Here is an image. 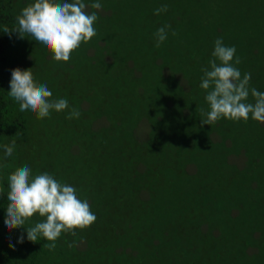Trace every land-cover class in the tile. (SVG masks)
Wrapping results in <instances>:
<instances>
[{
	"label": "trees",
	"instance_id": "16d2710c",
	"mask_svg": "<svg viewBox=\"0 0 264 264\" xmlns=\"http://www.w3.org/2000/svg\"><path fill=\"white\" fill-rule=\"evenodd\" d=\"M32 2L0 0V264H264V123L250 114L201 126L200 111L210 110L200 84L217 38L264 92V0H99V10L84 0L98 13L96 35L67 62L2 30ZM17 67L69 108L43 119L21 112L8 95ZM143 79L167 84L153 99ZM73 108L81 115L69 119ZM25 164L74 186L97 217L62 233L54 251L27 239L39 215L5 227L7 178Z\"/></svg>",
	"mask_w": 264,
	"mask_h": 264
},
{
	"label": "clouds",
	"instance_id": "9594fccd",
	"mask_svg": "<svg viewBox=\"0 0 264 264\" xmlns=\"http://www.w3.org/2000/svg\"><path fill=\"white\" fill-rule=\"evenodd\" d=\"M91 8L99 10L102 5L96 0ZM166 11L167 5H162L155 9V14ZM97 20L98 13H89L84 0H34L21 10L13 28L4 26L2 30L9 36L13 32L20 38L30 36L52 54L54 61L67 62L81 43H88L96 35L94 23ZM170 28L171 25H165L157 29L154 34L156 47L167 39ZM172 35L177 33L173 30ZM235 53L236 48L226 46L222 38L215 40L210 68H202L204 75L200 87L206 90L205 100L210 110L200 109L205 117L201 119V126L213 125L221 118L246 122L250 114L252 119L264 123V92L250 87L251 73H245L241 78V72L235 66L241 63V59ZM31 69L17 67L11 72L8 95L19 103V110L43 119L52 111L68 109L67 99H53L47 84L34 80ZM249 95L254 98V103L247 102ZM80 115L79 109L73 108L67 118H79ZM15 146V140L3 146L5 158L12 156ZM6 167V163H0V168ZM7 179L5 227L9 230L26 228V222L34 215L43 217L42 221L26 228L27 239L33 243L41 238L49 241L42 246L49 251L55 250L62 233L75 236L76 229H86L97 219L89 202L78 198L74 186L61 183L48 172L33 176L32 169L25 164L16 168ZM24 239L21 235L17 242L23 243ZM9 246L14 247L11 243ZM73 246L74 242L69 244V247Z\"/></svg>",
	"mask_w": 264,
	"mask_h": 264
},
{
	"label": "rangeland",
	"instance_id": "374dc122",
	"mask_svg": "<svg viewBox=\"0 0 264 264\" xmlns=\"http://www.w3.org/2000/svg\"><path fill=\"white\" fill-rule=\"evenodd\" d=\"M207 14V13H205ZM145 81H148L150 83V87H149V91L148 94L149 96L151 95V97L153 99H156L157 95H158V90H162L165 88L166 84H167V79H143ZM143 84H137L136 86L139 89H142L144 87H142ZM151 93V94H150ZM185 122H183L184 124ZM143 128V127H142Z\"/></svg>",
	"mask_w": 264,
	"mask_h": 264
}]
</instances>
